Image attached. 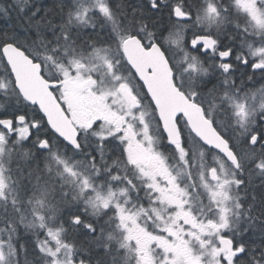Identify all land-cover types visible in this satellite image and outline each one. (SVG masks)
Here are the masks:
<instances>
[{
	"label": "snow or ice",
	"instance_id": "obj_1",
	"mask_svg": "<svg viewBox=\"0 0 264 264\" xmlns=\"http://www.w3.org/2000/svg\"><path fill=\"white\" fill-rule=\"evenodd\" d=\"M0 20V264H264V0Z\"/></svg>",
	"mask_w": 264,
	"mask_h": 264
},
{
	"label": "flooded vegetation",
	"instance_id": "obj_2",
	"mask_svg": "<svg viewBox=\"0 0 264 264\" xmlns=\"http://www.w3.org/2000/svg\"><path fill=\"white\" fill-rule=\"evenodd\" d=\"M239 83V80L237 81ZM245 83L248 86L249 90H258L261 87H264V80H261L259 76L256 77V79L252 82H248L245 78Z\"/></svg>",
	"mask_w": 264,
	"mask_h": 264
},
{
	"label": "rangeland",
	"instance_id": "obj_3",
	"mask_svg": "<svg viewBox=\"0 0 264 264\" xmlns=\"http://www.w3.org/2000/svg\"><path fill=\"white\" fill-rule=\"evenodd\" d=\"M9 28H11V23L9 22L8 23V25H7ZM5 27V21H3V20H0V28H4ZM3 72V67L2 66H0V73H2Z\"/></svg>",
	"mask_w": 264,
	"mask_h": 264
}]
</instances>
